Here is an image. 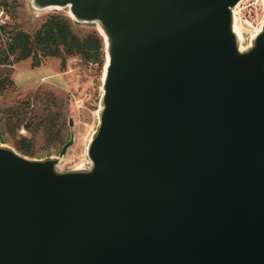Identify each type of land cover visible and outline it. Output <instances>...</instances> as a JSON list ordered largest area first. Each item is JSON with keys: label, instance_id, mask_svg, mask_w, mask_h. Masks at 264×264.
Instances as JSON below:
<instances>
[{"label": "water", "instance_id": "water-1", "mask_svg": "<svg viewBox=\"0 0 264 264\" xmlns=\"http://www.w3.org/2000/svg\"><path fill=\"white\" fill-rule=\"evenodd\" d=\"M239 2L34 0L98 25L106 64L90 167H56L72 136L0 143V264H264V22L240 50Z\"/></svg>", "mask_w": 264, "mask_h": 264}, {"label": "rangeland", "instance_id": "rangeland-1", "mask_svg": "<svg viewBox=\"0 0 264 264\" xmlns=\"http://www.w3.org/2000/svg\"><path fill=\"white\" fill-rule=\"evenodd\" d=\"M235 10L242 31L241 43L249 44L250 35L263 25L264 0H240ZM52 12L69 16L75 21L74 28L79 33L100 30L93 22L74 20L67 7H35L34 0H0V53L3 55L14 28L33 31ZM13 56L9 57L10 63H0V75L9 72L11 78V83L0 92V143L21 151L23 143L28 142L32 150L29 156L45 157L57 154L72 136L73 141L64 156L70 160L78 159L97 125L105 51L102 64L85 61L79 55L67 56L63 62L59 56H41L38 64L33 56L18 60ZM8 106L15 111L26 110L20 125L13 126V129L3 114ZM57 110L64 114V124L60 128V137L52 140L48 129L43 128V112H46L47 126V119ZM69 117H72V124H69ZM12 122L14 124L15 120ZM24 122L29 123L30 128L25 127Z\"/></svg>", "mask_w": 264, "mask_h": 264}, {"label": "trees", "instance_id": "trees-1", "mask_svg": "<svg viewBox=\"0 0 264 264\" xmlns=\"http://www.w3.org/2000/svg\"><path fill=\"white\" fill-rule=\"evenodd\" d=\"M74 23L75 21L71 20L69 16L60 12H52L46 15L33 31L14 28L10 32L3 55L0 53V63H10L9 57L14 54L13 57L17 60L33 56L36 61L35 64L39 63L41 56H59L63 62L70 55H79L85 61H98L102 64L105 51L102 35L96 29L79 33L74 28ZM9 83H11L9 72L0 75V92ZM25 112V109L15 111L14 108L8 106L5 107L3 114L13 129V126L20 125ZM45 114L46 112H43V128L48 129L50 139H57L60 137V128L64 124V114L57 110L47 119L49 124L47 126L45 125ZM13 120L16 123L13 124ZM24 126L30 128V124L27 122H24ZM31 151L29 143L24 142L21 152L29 155L32 154Z\"/></svg>", "mask_w": 264, "mask_h": 264}, {"label": "built area", "instance_id": "built-area-1", "mask_svg": "<svg viewBox=\"0 0 264 264\" xmlns=\"http://www.w3.org/2000/svg\"><path fill=\"white\" fill-rule=\"evenodd\" d=\"M235 16L237 19L238 14H236V11H235ZM90 165H91V160L88 157L86 151H84L83 155L78 157V159L73 158L72 160L67 159L63 154L56 163V167L60 170H65L71 167H90Z\"/></svg>", "mask_w": 264, "mask_h": 264}, {"label": "bare ground", "instance_id": "bare-ground-1", "mask_svg": "<svg viewBox=\"0 0 264 264\" xmlns=\"http://www.w3.org/2000/svg\"><path fill=\"white\" fill-rule=\"evenodd\" d=\"M233 29L234 31L237 33V35L240 37L241 33L242 32L239 28V25L237 23V19L233 22ZM254 36V35H253ZM249 44H241L240 45V50H244L246 49V47L248 46Z\"/></svg>", "mask_w": 264, "mask_h": 264}]
</instances>
